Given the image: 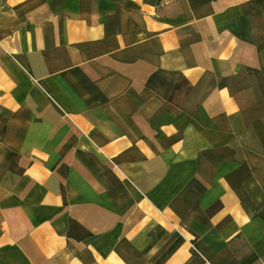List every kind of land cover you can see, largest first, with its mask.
Listing matches in <instances>:
<instances>
[{"label": "crops", "instance_id": "crops-1", "mask_svg": "<svg viewBox=\"0 0 264 264\" xmlns=\"http://www.w3.org/2000/svg\"><path fill=\"white\" fill-rule=\"evenodd\" d=\"M0 264H264V0H0Z\"/></svg>", "mask_w": 264, "mask_h": 264}]
</instances>
